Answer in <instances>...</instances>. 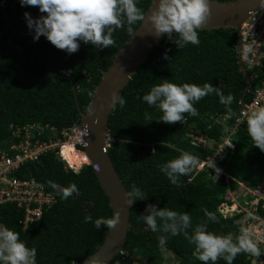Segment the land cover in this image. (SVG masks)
Here are the masks:
<instances>
[{
	"label": "trees",
	"instance_id": "16d2710c",
	"mask_svg": "<svg viewBox=\"0 0 264 264\" xmlns=\"http://www.w3.org/2000/svg\"><path fill=\"white\" fill-rule=\"evenodd\" d=\"M228 1V0H217ZM151 0H136L137 7L147 10ZM34 19L41 13L37 7L22 6L20 0H0V149H5L15 139L11 126L39 124L62 130L77 122L81 111L86 112L99 84L102 72L110 65L114 55L131 34L127 25L113 32L115 45L97 48L91 43L78 41L75 53H68L52 45L45 36L33 39L24 13ZM140 22L133 25L135 30ZM199 44H187L178 48L167 36L153 47L148 57L138 66L136 74L119 93L126 104L113 109L108 119L107 137L110 139L108 154L114 169L126 190L135 185L145 199L133 203L129 230L125 244L110 264H166V252L174 254L176 264H203L192 253L194 244L183 233L153 232L140 217L146 214V205L155 204L177 212H187L191 217L189 235L198 224H206L207 230L217 235H238L240 214L223 218L218 207L225 201L226 183L215 181L205 172H191L179 177L180 185L171 184L160 165L188 152L204 159L211 150H202L190 144L186 138L188 127L200 129L212 140H219L240 110V102L248 103L250 91L258 84L253 81L243 95L244 78L237 59V34L232 28L197 30ZM175 36V34H173ZM169 59H164V54ZM249 76L260 78L258 71H247ZM70 73V74H67ZM164 80L178 85L184 83L203 86L210 83L225 94H231L234 115L225 120V126L211 125L209 117L226 116V109L219 97L209 94L193 106L198 115L185 114L183 123L166 124L158 121L161 112L149 106L142 97L151 87ZM77 101L74 98L73 89ZM91 93V95H89ZM137 97H141L137 99ZM145 112L152 121L145 120ZM50 132L42 136L46 139ZM235 150L224 153L218 166L233 177L253 188L264 172V152L252 144L246 121L240 125L232 138ZM20 179L34 178L54 193L56 203L44 211L41 218L21 230L20 213L10 204L0 211V223L19 233L29 248L36 249V264H72L91 255L102 244L107 227L97 230L93 223L85 222V216L93 220L111 218L108 197L103 191L91 166H83L77 173L66 172L53 154L42 155L38 161L29 162L19 169ZM49 181L61 187L73 183L78 193L61 199L58 190ZM237 186L231 182L230 187ZM228 202V201H227ZM205 210L216 216L211 221ZM159 223V221H158ZM162 237L166 243L161 244ZM251 255L240 253L232 264H252ZM211 264V262H209ZM216 264H227L221 258ZM264 264V262H263Z\"/></svg>",
	"mask_w": 264,
	"mask_h": 264
},
{
	"label": "clouds",
	"instance_id": "9594fccd",
	"mask_svg": "<svg viewBox=\"0 0 264 264\" xmlns=\"http://www.w3.org/2000/svg\"><path fill=\"white\" fill-rule=\"evenodd\" d=\"M20 3L22 6L37 7L41 13H46L35 19L29 13H24L28 28L33 30V39L38 40L43 35L56 48L70 54L79 50L78 41L91 43L97 48L113 47L115 40L112 34L116 29L127 25V31L132 35V26L146 18V13L137 7L136 0H20ZM153 3L154 7L147 14V20L151 23L154 35H166L178 48H183L189 43L199 44L197 29L202 28L210 15L209 0H153ZM164 59H169L166 53ZM213 93L225 106L226 119L236 115L231 108L234 97L231 94L225 95L220 88L210 83H204L203 86L189 83L178 85L164 80L151 87L142 99L161 112L158 121L175 124L183 123L186 113L197 116L194 102ZM125 104V99L118 92L111 94L109 108L115 109L117 105L123 108ZM91 111L92 109L89 113ZM144 115L148 122L153 120L149 113L145 112ZM242 115L252 144L264 152V107H257ZM87 135L88 131L85 129L83 136ZM87 146L85 141V147ZM198 167L200 163L196 156L182 152L178 157L161 164L160 171L171 184L182 186L179 177L189 175ZM208 167L214 169L217 174L220 172L213 160ZM213 177L216 180V176ZM49 185L58 190L61 199L78 193L75 183L61 187L49 181ZM124 195L126 205L146 197L135 185ZM205 214L209 220L216 221L217 218L212 212L205 210ZM140 218L153 232L170 233L172 236L183 233L195 246L192 255L203 264H216L221 258L227 264H232L240 253L255 257L261 255L258 243L247 229H241L238 235H217L208 231L206 224L201 223L196 225L189 235L188 229L192 221L187 212L158 208L155 204L146 205V214ZM84 220L93 223L97 230L101 226L114 228L120 223V213H114L111 218L100 217L95 220L88 215ZM160 243H166V238L162 237ZM0 264H36V249L26 246L19 233L3 225H0ZM92 264H103V261L93 259Z\"/></svg>",
	"mask_w": 264,
	"mask_h": 264
},
{
	"label": "built area",
	"instance_id": "2783aa9c",
	"mask_svg": "<svg viewBox=\"0 0 264 264\" xmlns=\"http://www.w3.org/2000/svg\"><path fill=\"white\" fill-rule=\"evenodd\" d=\"M240 33V59L245 69L258 71L262 74L260 78L257 74L256 76L252 75L250 84L256 80H258V84L250 91L249 102H240V110L234 117L232 126L219 140H212L202 130L193 127L187 128L185 136L192 146L212 151V154L204 159L198 158L200 167L192 172L194 175L205 172L213 180H215L213 175L216 176L215 181L221 179L225 181L227 189L224 198L228 202L225 201L218 207V213L223 218L241 215L239 219L240 231L247 229L261 249V255L259 257L251 256L250 261L252 264H263L264 172L259 182L250 188L228 175L218 164L224 160L225 152L232 154L235 150L232 138L244 122L242 114L257 107H264V0L241 25ZM209 119L211 125L225 126V115L211 116ZM85 129L80 119L62 130L32 123L11 126V136L15 141L5 149H0V211L6 204L13 205L20 213L18 224L21 230H25L29 224L40 219L44 211L55 205L56 198L54 193L47 190L41 182L34 178L20 179L16 173L25 164L38 161L42 155L47 153L53 154L66 172L77 173L83 166H89L84 151L86 136H83V132ZM46 132L50 133L46 139H42ZM108 140L110 142V139ZM212 160L220 169L218 174L214 169L208 167ZM231 182L243 188L244 192L240 198L243 199L244 206L237 203V196L232 195Z\"/></svg>",
	"mask_w": 264,
	"mask_h": 264
},
{
	"label": "water",
	"instance_id": "95a60500",
	"mask_svg": "<svg viewBox=\"0 0 264 264\" xmlns=\"http://www.w3.org/2000/svg\"><path fill=\"white\" fill-rule=\"evenodd\" d=\"M263 0H209L210 15L202 28L197 30H218L232 28L237 34V59L240 72L245 84L243 95L248 91L252 76L248 75L241 59V25L253 14ZM154 7L153 0L146 13L144 21L130 35L128 40L114 55L108 68L102 72L99 84L93 91V98L86 112L81 111L77 104V110L81 123L88 131L86 136L87 147H84L86 157L94 170L103 191L108 197L112 216L120 213V223L114 228H108L102 244L91 255L72 264H92V260L103 261L110 264L111 260L122 250L129 230L130 212L133 206L124 203L126 187L116 173L108 154L109 140L107 137V125L113 109L109 108L111 94L120 93L136 74L138 66L148 57L151 49L158 45L166 35L157 37L152 33L151 23L147 20V14ZM73 89L74 98L77 101L76 92ZM92 111L89 113V110ZM99 167V170H97ZM111 216V217H112Z\"/></svg>",
	"mask_w": 264,
	"mask_h": 264
},
{
	"label": "rangeland",
	"instance_id": "374dc122",
	"mask_svg": "<svg viewBox=\"0 0 264 264\" xmlns=\"http://www.w3.org/2000/svg\"><path fill=\"white\" fill-rule=\"evenodd\" d=\"M244 183V182H242ZM249 187V186H248ZM243 188L239 187V186H235L233 188V192H232V195L233 196H237V203L241 204V206H244L243 205V199L240 198L242 196V193H243ZM165 254V263L166 264H176V262L178 261L177 257L172 254V253H169V252H166L164 253Z\"/></svg>",
	"mask_w": 264,
	"mask_h": 264
},
{
	"label": "crops",
	"instance_id": "0c3cea01",
	"mask_svg": "<svg viewBox=\"0 0 264 264\" xmlns=\"http://www.w3.org/2000/svg\"><path fill=\"white\" fill-rule=\"evenodd\" d=\"M233 192V191H232Z\"/></svg>",
	"mask_w": 264,
	"mask_h": 264
}]
</instances>
